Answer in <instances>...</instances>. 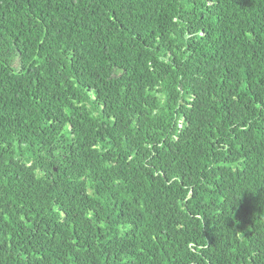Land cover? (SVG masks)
<instances>
[{
    "label": "trees",
    "instance_id": "16d2710c",
    "mask_svg": "<svg viewBox=\"0 0 264 264\" xmlns=\"http://www.w3.org/2000/svg\"><path fill=\"white\" fill-rule=\"evenodd\" d=\"M0 264H264V0H0Z\"/></svg>",
    "mask_w": 264,
    "mask_h": 264
}]
</instances>
